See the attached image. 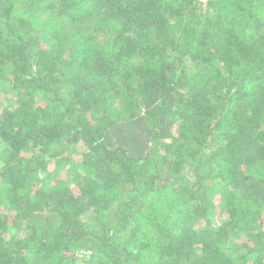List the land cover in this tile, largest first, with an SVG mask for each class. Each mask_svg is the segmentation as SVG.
Returning <instances> with one entry per match:
<instances>
[{
	"label": "trees",
	"instance_id": "16d2710c",
	"mask_svg": "<svg viewBox=\"0 0 264 264\" xmlns=\"http://www.w3.org/2000/svg\"><path fill=\"white\" fill-rule=\"evenodd\" d=\"M0 264H264V0H0Z\"/></svg>",
	"mask_w": 264,
	"mask_h": 264
},
{
	"label": "rangeland",
	"instance_id": "374dc122",
	"mask_svg": "<svg viewBox=\"0 0 264 264\" xmlns=\"http://www.w3.org/2000/svg\"><path fill=\"white\" fill-rule=\"evenodd\" d=\"M207 0H201V2H206ZM55 178V177H54Z\"/></svg>",
	"mask_w": 264,
	"mask_h": 264
}]
</instances>
